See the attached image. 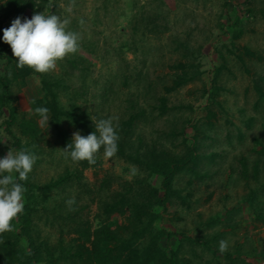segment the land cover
Returning <instances> with one entry per match:
<instances>
[{"label": "rangeland", "instance_id": "374dc122", "mask_svg": "<svg viewBox=\"0 0 264 264\" xmlns=\"http://www.w3.org/2000/svg\"><path fill=\"white\" fill-rule=\"evenodd\" d=\"M42 12L70 21L78 51L24 78L13 75L11 49L0 57V94L3 77L12 79L0 107V157L21 147L38 157L22 213L44 257L54 260L39 264H97L88 255L96 236L107 228L126 233L140 209L149 212L144 223L156 216L139 247L164 229L171 235L160 245L176 249L184 264H264V0H0V37L17 16L23 22ZM54 96L62 111H78L80 123L52 109L41 123L34 109ZM110 117L131 142L142 135L151 149L202 155L198 174L185 171L174 182L185 204L140 200L104 212L123 182L137 185L147 173L118 151L106 158L101 148L90 165L65 159L63 149L73 133L87 136ZM151 182L162 196V176ZM7 242L24 264H35L26 260L20 215L0 233V264H9Z\"/></svg>", "mask_w": 264, "mask_h": 264}, {"label": "trees", "instance_id": "16d2710c", "mask_svg": "<svg viewBox=\"0 0 264 264\" xmlns=\"http://www.w3.org/2000/svg\"><path fill=\"white\" fill-rule=\"evenodd\" d=\"M11 47L5 42H0V57H5V51ZM13 75L24 78L31 73L33 69L28 67L18 68L17 63H14ZM12 81L8 76L3 77L2 84L7 89L6 92L0 94V107L5 108L8 104L6 94L9 89V82ZM48 109H52L56 117L66 115L76 123H80L81 118L76 112L78 111H62L58 101L54 96V100L50 103H45ZM11 116L16 119L15 107H10ZM134 116V115H132ZM131 117V116H130ZM132 118V117H131ZM134 119V118H133ZM135 120V119H134ZM33 124V121L31 122ZM118 154L130 159L138 164L147 174L143 175L138 184L134 185L130 181L123 182L121 188L123 191L114 193L116 198L114 202H105L104 212L112 214L115 212L124 211L128 204H136L137 201L151 203L150 200L158 205H166L168 201L181 200L186 203V198L182 195L181 190L174 185L178 180L179 173L185 171H193L196 174L199 169L202 155L190 148L187 153L175 154L166 150H155L150 148L144 141L142 135L137 136V141L131 142L130 133L121 130L118 132ZM18 141V140H17ZM17 143V142H16ZM18 144V143H17ZM215 153L211 155V159L215 157ZM154 175L162 176L161 190H164L163 195H159V189L153 186L151 178ZM23 185L25 181H21ZM108 183V182H107ZM27 207L24 205L23 211ZM149 213L146 210H138L133 216H130L129 225L124 227L126 233H121L115 229H103L93 241V246L88 250V255L93 262L97 264H184L179 258L176 249H168L162 247L159 240L166 235H171L168 231L160 229L151 235L149 244L144 247H139L136 243L137 239L147 230L152 224V220L156 215H152L151 219L144 223V215ZM20 222L22 223V231L28 237L29 252L27 259L29 262L39 264L45 260L47 262L54 261L51 257L46 259L42 254V248L36 245L35 239L29 234V218L26 214L21 213ZM1 247V244H0ZM5 257L8 258L9 264H24L25 259L22 258V251L16 247L14 243L7 242L3 246Z\"/></svg>", "mask_w": 264, "mask_h": 264}, {"label": "clouds", "instance_id": "9594fccd", "mask_svg": "<svg viewBox=\"0 0 264 264\" xmlns=\"http://www.w3.org/2000/svg\"><path fill=\"white\" fill-rule=\"evenodd\" d=\"M83 21H81L82 23ZM70 21L61 19L55 14L36 13L30 19L17 16L9 27L3 29L0 37L9 44L12 54L16 57L17 67H28L37 73L54 70L57 62L68 54H74L80 47L79 35L68 29ZM41 123L48 124L49 109L38 106L34 109ZM110 117L95 121V131L87 136L79 132L73 133L72 141L63 154L65 159L74 163L87 161L95 163L96 155L103 148L106 158L115 156L118 151V130L114 120ZM38 159L34 151L29 148L10 149L0 157V233L11 229V221L23 212L24 194L27 191L20 183L28 179L29 173ZM133 174L135 169L132 170ZM73 203L72 200L68 201ZM221 253L227 250V242L221 240Z\"/></svg>", "mask_w": 264, "mask_h": 264}]
</instances>
